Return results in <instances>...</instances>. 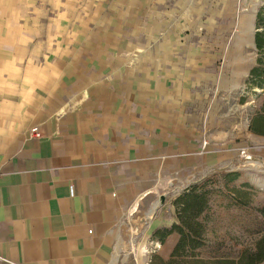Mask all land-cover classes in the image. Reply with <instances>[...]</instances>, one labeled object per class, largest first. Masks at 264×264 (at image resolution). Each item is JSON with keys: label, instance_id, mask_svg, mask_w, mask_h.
<instances>
[{"label": "crops", "instance_id": "0c3cea01", "mask_svg": "<svg viewBox=\"0 0 264 264\" xmlns=\"http://www.w3.org/2000/svg\"><path fill=\"white\" fill-rule=\"evenodd\" d=\"M137 2L126 15L40 40L31 1L0 0V256L8 263L172 258L176 231L164 241L152 235L135 262L121 245L125 212L165 188L196 148L189 70L146 60L133 42L144 19Z\"/></svg>", "mask_w": 264, "mask_h": 264}, {"label": "rangeland", "instance_id": "374dc122", "mask_svg": "<svg viewBox=\"0 0 264 264\" xmlns=\"http://www.w3.org/2000/svg\"><path fill=\"white\" fill-rule=\"evenodd\" d=\"M30 1L40 40L75 24L92 27L85 23L88 18L126 15L132 1L139 7L144 2L133 42L144 46L150 64L184 63L189 70L183 73L192 85L188 109L196 116V148L191 163L181 162L165 188L139 199L131 214L125 212L121 245L135 262L139 246L150 250L155 229L178 222L177 198L192 185L206 183L205 241L196 254L211 263L238 260L264 231V136L249 129L262 101L250 71L261 57L255 34L264 30L258 24L264 0H128L122 8L112 6L115 0ZM137 31L143 32L142 41ZM227 173L237 176L230 180ZM0 264L11 263L0 256Z\"/></svg>", "mask_w": 264, "mask_h": 264}, {"label": "trees", "instance_id": "16d2710c", "mask_svg": "<svg viewBox=\"0 0 264 264\" xmlns=\"http://www.w3.org/2000/svg\"><path fill=\"white\" fill-rule=\"evenodd\" d=\"M258 24L264 25L262 12L258 14ZM255 42L261 57L258 59V65L250 71V80L253 85L259 86L262 91L257 94L261 98V105L253 116L249 129L256 135L264 136V30L255 34ZM237 173H227L225 178L230 180L236 178ZM206 183L202 185H192L186 189L175 201L177 206L178 222L171 227L158 229L153 236L158 237L161 241L176 231L180 238L172 252V258L166 264H183L177 263L178 260H185L188 264H220L219 261L212 262L201 259L196 254V250L203 246L205 241V223L202 215L208 208L209 196L205 188ZM227 264H264V231L254 238V243L245 247L238 260L228 259Z\"/></svg>", "mask_w": 264, "mask_h": 264}, {"label": "built area", "instance_id": "2783aa9c", "mask_svg": "<svg viewBox=\"0 0 264 264\" xmlns=\"http://www.w3.org/2000/svg\"><path fill=\"white\" fill-rule=\"evenodd\" d=\"M32 131H33V132H37V129H36V128H33Z\"/></svg>", "mask_w": 264, "mask_h": 264}, {"label": "bare ground", "instance_id": "6f19581e", "mask_svg": "<svg viewBox=\"0 0 264 264\" xmlns=\"http://www.w3.org/2000/svg\"><path fill=\"white\" fill-rule=\"evenodd\" d=\"M159 204H160V203H157V204L155 205V207H157ZM152 211H153V210H152Z\"/></svg>", "mask_w": 264, "mask_h": 264}, {"label": "water", "instance_id": "95a60500", "mask_svg": "<svg viewBox=\"0 0 264 264\" xmlns=\"http://www.w3.org/2000/svg\"><path fill=\"white\" fill-rule=\"evenodd\" d=\"M161 204H162V203H161ZM161 204H160V205H161ZM160 205H158V207H159Z\"/></svg>", "mask_w": 264, "mask_h": 264}]
</instances>
